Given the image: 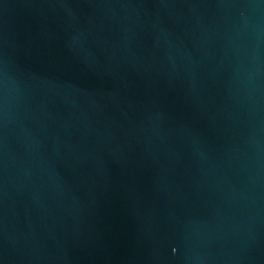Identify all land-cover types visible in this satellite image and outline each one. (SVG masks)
I'll return each mask as SVG.
<instances>
[{"label":"water","instance_id":"95a60500","mask_svg":"<svg viewBox=\"0 0 264 264\" xmlns=\"http://www.w3.org/2000/svg\"><path fill=\"white\" fill-rule=\"evenodd\" d=\"M0 264H264V0H0Z\"/></svg>","mask_w":264,"mask_h":264}]
</instances>
